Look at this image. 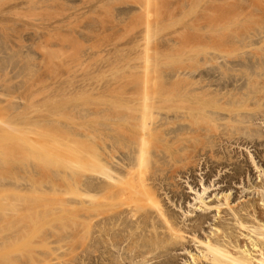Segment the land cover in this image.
<instances>
[{
    "label": "bare ground",
    "instance_id": "1",
    "mask_svg": "<svg viewBox=\"0 0 264 264\" xmlns=\"http://www.w3.org/2000/svg\"><path fill=\"white\" fill-rule=\"evenodd\" d=\"M216 12V48L209 61L180 67L167 85H149L144 57L136 98L110 101L101 115L92 113L84 133L83 176L75 162L69 179L38 187L36 203L30 194L31 199H8L0 212V264H172L176 249L187 251L186 264H264V195L233 207L230 193L223 192L222 204L214 206L218 220L204 237L198 233L204 215L191 225L180 224L166 206L179 195L175 179L182 173L175 156L195 167L202 157L204 165L227 163L220 151L225 143L261 145L264 137L254 123L264 124V29L243 37L237 31L249 20L264 18V0H219ZM201 67L217 76L206 83L201 79L204 84L200 80L198 87L195 82L177 86ZM251 104L262 105L261 110L252 111ZM197 118L215 130L208 136L207 152L187 144L198 128ZM258 187L264 189V183ZM197 199V208H209L201 196ZM221 205L228 212L224 217L219 216ZM186 237L198 245L196 252L187 250Z\"/></svg>",
    "mask_w": 264,
    "mask_h": 264
},
{
    "label": "rangeland",
    "instance_id": "2",
    "mask_svg": "<svg viewBox=\"0 0 264 264\" xmlns=\"http://www.w3.org/2000/svg\"><path fill=\"white\" fill-rule=\"evenodd\" d=\"M218 2L0 0V93L4 94V98L0 97V212L7 209L8 199L16 195L29 197L30 194L36 203L41 185L69 179L75 162H80L79 172L84 175L88 152L84 133L88 118L92 113L101 115L110 101L136 98L135 88L143 71L142 58H148L147 84L167 85L173 71L201 64L213 56ZM262 19L238 26L239 36L264 29ZM201 69L202 75L195 72L192 78L182 80L181 84L177 82V86L199 84L201 79L206 83L217 76L213 70ZM240 70L238 73L243 72ZM256 105L249 108L255 107L252 111L259 112L262 105ZM197 120H193L195 125L196 121L201 123L194 125L198 127L196 135L188 136L187 144L190 148L195 146L193 149L198 152H207L209 137L212 138L215 130L203 118ZM254 123L259 124L257 128L264 136L262 121ZM194 137L197 143L191 145ZM263 138L261 145L225 143L226 149L220 151L229 159L227 163L224 159L220 164L207 161L204 165L202 157L195 167L175 156V163L179 161V166H175L182 173L175 179L179 195L173 204L166 202V206L177 223L191 225L196 216L204 215L205 222L198 232L204 237L218 220L214 217L217 216L214 206L222 204L223 192L230 193L233 207L264 195V189L258 187L264 183ZM255 185L258 186L254 189ZM203 188L207 190L202 193ZM200 196L208 209L197 208ZM219 211L220 217L228 213L224 205L219 206ZM188 240L184 242L187 250L196 252L198 245ZM172 255V264L190 261L186 250L176 249Z\"/></svg>",
    "mask_w": 264,
    "mask_h": 264
}]
</instances>
